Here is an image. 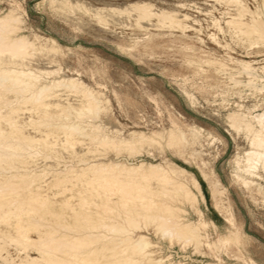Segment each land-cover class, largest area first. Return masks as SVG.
Segmentation results:
<instances>
[{"label": "bare ground", "instance_id": "bare-ground-1", "mask_svg": "<svg viewBox=\"0 0 264 264\" xmlns=\"http://www.w3.org/2000/svg\"><path fill=\"white\" fill-rule=\"evenodd\" d=\"M220 1L236 6L231 8L234 12H226V28L219 19L212 20L215 31L244 42L246 57L261 52L259 47L264 46V18L260 17V12L264 11V0L254 10L243 0ZM130 7L135 14V18L132 17L135 25L144 31L148 28L141 23L149 22L152 18L158 28L178 29L185 37H189L185 31L193 29L186 23L191 18L187 13L178 14L177 11L165 9L153 12L152 4L148 3H134ZM103 11L104 8L97 9L93 17L96 22L106 25L108 21ZM108 11L130 14L127 9L113 7ZM25 14V9L18 2H13L7 13L0 15V264H182L180 261L170 262V255H156L157 242L145 234L136 233L147 226H152L158 239H167L171 244L175 240L183 247L191 244L196 251L207 250L215 257V264H234L227 263L221 254L244 264H257L242 253V234L231 205L224 197L223 187L211 164L196 156L195 150L190 152V157L207 184L213 208L231 228L226 236L218 233L217 225L206 219L204 212L197 207V193L202 201H205V196L195 175L165 158L159 164L144 161L129 164L110 160L86 162V158H80L83 166L76 168L65 164L63 169L52 172L50 181L40 183L45 173L30 170L32 159L41 154L46 159L58 160L57 146L77 156L75 145L86 140L93 149L88 147L85 150L92 155L98 148H111L116 153L124 150L133 153L144 146L151 148L164 141L171 151L187 160L184 148L188 146V138L201 134L202 128L180 124L170 115V127L166 131L146 134L133 130L121 137L103 132L101 126L84 124L85 117L106 114L109 99L100 90L86 86L79 78L53 77L39 82L37 73L40 71L29 66L34 52L44 51L53 56L50 63L56 62L55 56H61L64 52L62 44L59 45L51 37L36 43L39 41L37 36L30 40L16 34L18 23ZM193 22L199 23L195 19ZM215 35V32L210 33V39L220 47L230 48L226 41L220 43ZM149 37L150 34L144 48L152 44ZM130 46L137 47V41ZM185 48L195 50L193 44L186 43ZM229 55L228 60L235 63L237 73L247 77L242 81L229 76L234 86L244 84L248 89L258 88L261 91L263 85L259 87L258 81L264 83V63L254 67L251 61L234 59ZM190 57L193 58L192 55ZM192 58L190 61L199 68L205 64L221 71L228 69L220 57ZM258 70L261 75L257 74ZM62 93L66 96L78 95V104L60 103ZM10 94L12 98H8ZM237 106L238 109L229 112L226 119L232 128L243 132L249 143L242 157L236 158L237 164L242 171L254 175L259 169H264V110L251 114L241 111L242 105ZM21 112L32 114L28 122L33 125V132H39L40 136L23 133L25 124L20 121ZM52 137L55 139L51 140ZM6 170L14 172L5 176L2 172ZM54 188L61 189L62 193L68 191L69 195L51 200L47 192L42 194ZM180 203H187L192 208L197 217L195 221L183 217L185 210L178 206ZM48 216L51 222H46ZM210 227L215 231V237L210 236ZM31 232L37 233L35 239L31 237ZM8 246H13L19 254L23 252L24 255L9 257ZM29 249H33L37 255L30 256ZM3 252L7 256L3 257Z\"/></svg>", "mask_w": 264, "mask_h": 264}, {"label": "rangeland", "instance_id": "rangeland-1", "mask_svg": "<svg viewBox=\"0 0 264 264\" xmlns=\"http://www.w3.org/2000/svg\"><path fill=\"white\" fill-rule=\"evenodd\" d=\"M243 1L252 10L257 6L260 7L262 3V0ZM13 2H18L26 11L21 22L18 23L16 34L24 35L30 40H34L37 36L39 41L36 43L51 37L59 45L62 44L64 57L56 55V62L50 63L53 56L39 50L29 59L30 68L40 71L37 73L39 82L53 77L79 78L86 86L100 90L109 99L108 113L99 117L93 115L85 117L84 124L101 126L103 132L106 131L116 137L127 136L133 130L143 131L146 134L151 131H166L170 127L169 115L174 116L173 119L180 121V124L202 128L201 134L188 138V146L184 148V156L187 160L171 151L164 141L151 148L144 146L133 153L125 150L116 153L117 151L111 148H98L97 153L94 152L92 155L86 150L88 147L92 150L93 146L86 140L82 144L75 145L74 150L79 154H76L77 156L57 146L60 156L58 160L46 159L41 154L32 159L30 170L45 173L44 179L41 176L40 183L50 181L52 172L63 169L65 164H71L76 168L83 166L84 163L79 161L80 158H86V162L110 160L125 161L129 164L141 161L159 164L165 158L195 175L205 196V201H202L197 193V207L204 212L206 219L212 220L217 225L216 231L226 236L231 228L213 208L207 184L202 180L194 160L190 157V152L195 150L196 156L211 164L223 187L224 197L231 205V211L242 234V253L257 264H264V169H259L254 175L242 171L236 158L242 157L244 150L249 148V143L243 132L232 128L226 119L229 112L238 109L237 104L242 105L241 111L251 114L264 110V83L258 81L259 87L263 85L261 91L258 88L248 89L244 84L234 86L229 76L242 81L247 77L238 74L235 63L228 60L230 54L229 56L234 59L251 61L252 66L259 67L264 63V46L259 47L261 52L246 57L244 42H240L236 37L231 39L212 27V20L217 18L226 28L224 23L226 12H234L232 9L236 4H226L220 0H0V15L7 13ZM134 3L152 4L153 12L165 9L177 11L178 14L187 13L191 18L186 23L193 28L185 31L189 37L183 36L178 29L158 28L154 18L149 22L141 23L148 28L147 31L140 29L135 25V14L130 7ZM110 7L118 10L127 9L130 14L110 12L108 11ZM99 8H104L103 13L108 21L106 25L96 22L93 17ZM260 17L264 18V11L260 12ZM194 19L201 25L194 23ZM214 32L220 43L226 41L230 48L220 47L210 39L209 34ZM148 33L152 44L149 43L150 47L144 48ZM134 41H137L138 46L132 48L130 44ZM186 43L193 44L195 50L186 49ZM191 55L193 58L190 57ZM197 56L201 58L210 56L211 59L220 57L219 59L225 61L228 69L221 71L205 64L199 68L190 61ZM257 74L261 75L260 70ZM75 95L66 96L62 93L63 98H60L59 102L62 104L69 102L76 106L79 96ZM9 97L12 98L11 94ZM30 115L32 114L28 112L19 114L20 121L25 124L22 131L27 135L35 134L38 137L41 134L33 132V125L28 122ZM53 139L55 138L52 137L51 140ZM10 172L13 173L14 170H6L2 173L8 176ZM242 179L249 184H244ZM46 192L51 200L62 199L64 195H69L68 191L62 193L59 188L44 191L42 194ZM178 206L185 210L183 214L185 219L191 221L197 219L195 212L187 203H180ZM46 222H51L49 216ZM1 226L4 228V225ZM209 232L211 237L216 236L211 227ZM136 233L145 234L152 241L157 242L156 255H160L159 257L170 255V262L216 263L215 257L207 250L196 251L191 244L183 247L175 240L171 244L167 239H158L152 226L142 227ZM30 235L34 239L37 237L36 232H31ZM7 250L11 258H16L19 254L13 246H8ZM28 253L30 256L37 255L33 249H29ZM19 255L23 256L24 253L20 252ZM2 256L5 257L7 254L3 252ZM221 256L227 263L244 264L240 260L229 259L225 254Z\"/></svg>", "mask_w": 264, "mask_h": 264}]
</instances>
